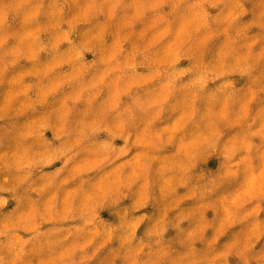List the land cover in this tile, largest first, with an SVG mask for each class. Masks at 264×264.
<instances>
[{"label": "rangeland", "instance_id": "rangeland-1", "mask_svg": "<svg viewBox=\"0 0 264 264\" xmlns=\"http://www.w3.org/2000/svg\"><path fill=\"white\" fill-rule=\"evenodd\" d=\"M0 264H264V0H0Z\"/></svg>", "mask_w": 264, "mask_h": 264}, {"label": "bare ground", "instance_id": "bare-ground-1", "mask_svg": "<svg viewBox=\"0 0 264 264\" xmlns=\"http://www.w3.org/2000/svg\"><path fill=\"white\" fill-rule=\"evenodd\" d=\"M50 106H51V105H50ZM49 110H50V109H49ZM48 112H49V111H48ZM56 132H57V131L54 129V134H56ZM65 132H66V131H65ZM57 133H58V132H57Z\"/></svg>", "mask_w": 264, "mask_h": 264}]
</instances>
